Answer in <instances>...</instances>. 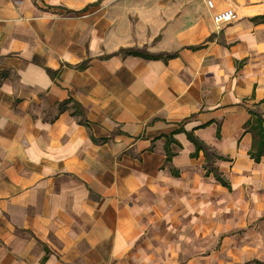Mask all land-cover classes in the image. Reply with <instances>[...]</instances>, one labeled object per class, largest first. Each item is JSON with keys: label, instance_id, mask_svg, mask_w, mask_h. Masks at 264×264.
<instances>
[{"label": "crops", "instance_id": "obj_1", "mask_svg": "<svg viewBox=\"0 0 264 264\" xmlns=\"http://www.w3.org/2000/svg\"><path fill=\"white\" fill-rule=\"evenodd\" d=\"M212 2L0 0V264H264V0Z\"/></svg>", "mask_w": 264, "mask_h": 264}, {"label": "trees", "instance_id": "obj_2", "mask_svg": "<svg viewBox=\"0 0 264 264\" xmlns=\"http://www.w3.org/2000/svg\"><path fill=\"white\" fill-rule=\"evenodd\" d=\"M121 51H123L124 53H126V54H135V55H142V56H144V57H146V58H156V57H161V56H163L162 54H160V55H158V54H149V53H142V52H139V51H136V50H131V49H121V50H119V52H121ZM170 55H172V54H165V56H170ZM257 127H259L260 128V130H261V132H262V134H263V132H264V127H262L259 123H258V126ZM188 137H189V139L190 140H192L194 143H195V145H196V151H198L199 149H203V151H204V153H205V157L207 158V159H209V156L211 155L212 156V154H210L208 151H207V149L191 134V133H188V135H187ZM261 138H262V136H261ZM263 139V138H262ZM251 155L254 157V159L257 161L258 159H259V157L256 155V156H254L252 153H251ZM210 156V157H211ZM205 167H206V163H205ZM213 170V168H208L207 170H206V172L208 173V172H210V171H212ZM215 174H216V176H217V178L222 182V183H225V181L222 179V178H220L218 175H217V173L215 172Z\"/></svg>", "mask_w": 264, "mask_h": 264}, {"label": "built area", "instance_id": "obj_3", "mask_svg": "<svg viewBox=\"0 0 264 264\" xmlns=\"http://www.w3.org/2000/svg\"><path fill=\"white\" fill-rule=\"evenodd\" d=\"M209 7L213 6L212 0H206ZM237 18L236 12L232 8H226L213 14L212 19L216 24L229 23Z\"/></svg>", "mask_w": 264, "mask_h": 264}]
</instances>
